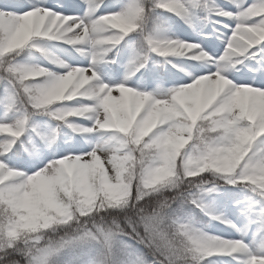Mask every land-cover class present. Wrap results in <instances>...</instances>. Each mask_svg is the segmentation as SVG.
I'll use <instances>...</instances> for the list:
<instances>
[{
    "label": "snow or ice",
    "instance_id": "6c2138e0",
    "mask_svg": "<svg viewBox=\"0 0 264 264\" xmlns=\"http://www.w3.org/2000/svg\"><path fill=\"white\" fill-rule=\"evenodd\" d=\"M0 264H264V0H0Z\"/></svg>",
    "mask_w": 264,
    "mask_h": 264
},
{
    "label": "rangeland",
    "instance_id": "374dc122",
    "mask_svg": "<svg viewBox=\"0 0 264 264\" xmlns=\"http://www.w3.org/2000/svg\"><path fill=\"white\" fill-rule=\"evenodd\" d=\"M163 27H165L168 30V34L169 35H181L183 37V33L177 31V27L174 23H172L171 21L166 20ZM208 31H210L211 29H207ZM131 39V38H128ZM121 48L124 47V45L122 44L120 46ZM117 50H114L113 52L109 53V56H115ZM61 55H64V53H60ZM120 58L122 61L126 62L127 58H128V50L126 49L124 52H122L120 54ZM153 62H155L156 64H158L160 67L158 68L159 71L163 72L165 70V66H164V60L163 58H160L158 56H153L152 57ZM175 63L179 64L180 61L177 59L174 61ZM149 67H152V64L149 65ZM170 68V65L167 66ZM172 71H176V69H171ZM201 221L205 224L208 225V230L214 234L217 233H222V232H226L227 230L223 228V226L221 225H217V224H210V222L208 221L207 217H200Z\"/></svg>",
    "mask_w": 264,
    "mask_h": 264
}]
</instances>
